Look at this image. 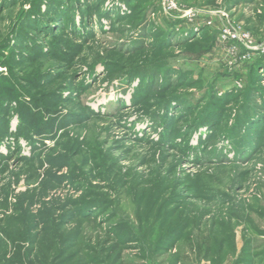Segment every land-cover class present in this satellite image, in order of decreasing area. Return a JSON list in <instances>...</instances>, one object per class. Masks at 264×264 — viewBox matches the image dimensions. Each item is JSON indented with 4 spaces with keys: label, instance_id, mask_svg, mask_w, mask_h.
Wrapping results in <instances>:
<instances>
[{
    "label": "rangeland",
    "instance_id": "obj_1",
    "mask_svg": "<svg viewBox=\"0 0 264 264\" xmlns=\"http://www.w3.org/2000/svg\"><path fill=\"white\" fill-rule=\"evenodd\" d=\"M178 3L0 0V264H264V0Z\"/></svg>",
    "mask_w": 264,
    "mask_h": 264
},
{
    "label": "built area",
    "instance_id": "obj_2",
    "mask_svg": "<svg viewBox=\"0 0 264 264\" xmlns=\"http://www.w3.org/2000/svg\"><path fill=\"white\" fill-rule=\"evenodd\" d=\"M159 1L163 13L168 16L169 14L172 15V13L178 9V6H180L178 0ZM182 15V18L185 17L188 19L197 18L198 16V14H196V12L192 8L183 10ZM230 24H225V26L223 27V31L221 32V37L223 40L227 41L234 39L243 46V48L245 49L244 53H242L241 55V58L243 60H250L259 55L264 56V40L256 41L249 32L238 30L237 28L233 27L232 24ZM230 51L232 53H237V55H240L237 47L230 48Z\"/></svg>",
    "mask_w": 264,
    "mask_h": 264
},
{
    "label": "trees",
    "instance_id": "obj_3",
    "mask_svg": "<svg viewBox=\"0 0 264 264\" xmlns=\"http://www.w3.org/2000/svg\"><path fill=\"white\" fill-rule=\"evenodd\" d=\"M259 66H264L263 64V57H259V59H257L255 62H254V67L258 68ZM257 74V72H256ZM260 74H258L257 76H259Z\"/></svg>",
    "mask_w": 264,
    "mask_h": 264
}]
</instances>
